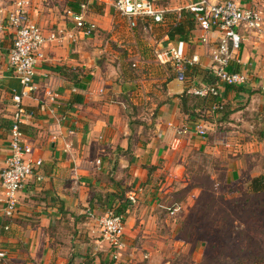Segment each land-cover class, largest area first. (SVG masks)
Wrapping results in <instances>:
<instances>
[{
  "label": "crops",
  "instance_id": "1",
  "mask_svg": "<svg viewBox=\"0 0 264 264\" xmlns=\"http://www.w3.org/2000/svg\"><path fill=\"white\" fill-rule=\"evenodd\" d=\"M12 1L0 0V171L9 156L11 94L21 89L8 64ZM192 1L159 0L168 11L165 22L139 20L131 28L109 0H29L31 21L44 36H56L42 48L36 90L23 98L20 125L32 158L41 161L42 180L26 182L12 219L0 203V250L6 253L0 264H175L170 253L178 242L167 208L187 185L186 156L210 159L213 172L224 171V185L238 183L244 170L252 174L246 187L261 175L251 161L255 152L264 154V35L241 31L238 69L249 74L248 83L218 86L217 97L197 96L195 89L215 83L211 54L220 34L201 29L192 17L187 39L169 38L178 11L188 13ZM257 1L239 0L256 8L264 23ZM77 12L94 24L90 35L71 20ZM177 42L187 58L198 57L182 82L165 56ZM120 204L127 206L121 213L125 247L115 260L88 213L99 217Z\"/></svg>",
  "mask_w": 264,
  "mask_h": 264
},
{
  "label": "built area",
  "instance_id": "2",
  "mask_svg": "<svg viewBox=\"0 0 264 264\" xmlns=\"http://www.w3.org/2000/svg\"><path fill=\"white\" fill-rule=\"evenodd\" d=\"M158 2L159 0H109L112 8L129 22L131 28H135L139 20L154 24L164 23L168 11L161 8ZM28 5L29 0H13L7 12L8 25L13 32V42L8 53V64L21 88L19 92L13 91L11 94L14 111L9 130V156L0 171L2 189L0 203L3 206V215L7 220L16 215L17 195L26 182L32 176H35L38 181L42 180L37 172L41 161L32 158V148L25 142L20 125L26 115L23 98L36 90L34 78L36 67L43 59L42 48L49 41L56 40L53 33L44 36L40 28L31 21L27 10ZM85 8L82 6V11ZM184 10L193 16L201 29L220 34L211 54L210 72L215 78V83L195 89L193 93L201 97H217L219 96L218 86H238L248 83L249 74L238 69L240 65L239 54L243 42L241 31H252L264 35L262 14L256 8L245 7L239 0H222L219 2L193 0ZM70 17L76 28L84 35H90L94 32V24L86 22L82 12L71 13ZM201 42L206 43L207 39L202 38ZM183 46V42H177L169 46L165 52V56L169 57L180 82L185 79V67L198 62L197 56L186 57ZM261 90L264 92V85ZM47 95L51 100L55 99L52 92H47ZM197 133L199 135L204 134L200 128H198ZM127 199L132 205L136 203L134 195L128 196ZM179 210V206L167 208V212L171 216ZM88 216L97 220L100 238L110 245L113 258L116 260L125 247L123 214L118 213L115 209H108L99 217L93 213H88ZM8 229L9 226L5 225L2 230L8 231ZM5 256L6 253L0 250V260L4 259Z\"/></svg>",
  "mask_w": 264,
  "mask_h": 264
},
{
  "label": "rangeland",
  "instance_id": "3",
  "mask_svg": "<svg viewBox=\"0 0 264 264\" xmlns=\"http://www.w3.org/2000/svg\"><path fill=\"white\" fill-rule=\"evenodd\" d=\"M256 3L259 7H261L262 13L264 15V0H258ZM240 141L248 142L251 140L245 139ZM262 153H264V149ZM187 157H189V160L188 162L186 160L184 163L186 169L185 172L188 175L187 185L184 187V189H180L175 192V196L172 197L173 200L168 206L169 208H173L175 206L180 207V210L174 215H168L170 223L173 224V241L178 242V249L170 253L171 261L175 264H200V261L202 258L204 259L205 256L207 257V260L211 259L213 262L215 260L224 261L226 258L220 257L219 255H224L227 257L225 254L228 256L231 254L225 251V242L218 238V234H222L224 236L226 235L224 234V228L227 226V223L219 221L215 224L213 223V220L208 219L209 217L201 218L203 213H200L196 216L193 215L195 219H188L190 210L194 207L196 198L200 193L198 187H196L198 181L194 176L200 168L204 171L203 176L205 174L212 175L215 173V178L210 180L213 182L212 187L210 186V190L211 192L216 193L217 198H221L226 202L234 197L238 198L245 194L249 188L248 186L246 187V183L249 182L252 174H250L249 170H244L241 172V178L238 183L224 185L221 180L223 179L222 174H224V171H221V173L213 172L211 170V166L214 164L210 162V159H205L201 155L197 156L192 152H190L186 158ZM251 163L253 164L252 167L255 168V173H264V154L261 155L259 151L255 152L253 154ZM217 201L220 202L219 199H217ZM223 205L226 208L228 204L225 203ZM235 206L237 207V205ZM217 209L218 208H215L214 210L216 211ZM233 226V228L229 227V232L232 234V239L235 238L236 227L241 226L240 221H238V223L234 224ZM212 246H215V248H212ZM230 259L231 261L233 260L231 257L228 260Z\"/></svg>",
  "mask_w": 264,
  "mask_h": 264
},
{
  "label": "trees",
  "instance_id": "4",
  "mask_svg": "<svg viewBox=\"0 0 264 264\" xmlns=\"http://www.w3.org/2000/svg\"><path fill=\"white\" fill-rule=\"evenodd\" d=\"M179 15L180 20L168 32L169 38L175 41L187 39L188 31L195 25L191 14L181 11ZM181 101L183 104V97ZM203 173L204 171L200 168L194 176L198 181L196 187L200 193L194 207L190 210L188 219H195L194 216L203 213L201 218L209 217L208 219L213 220L215 224L219 221L227 223L228 227L224 228L226 235L218 234V238L225 242V251L231 255L225 254L227 257L219 255L226 260L214 262L211 259L207 260L205 256L200 264H264V173L251 180L248 191L243 196L234 197L226 202L217 198L216 193L211 192L210 186L213 185L210 181L211 176L207 174L203 176ZM225 203L228 204L226 208L223 205ZM126 207L125 204L118 205L117 212L124 213ZM215 208L218 209L215 211ZM237 220L240 221L241 226L236 227L235 238L232 239L229 227L233 228V225L238 223ZM230 257L232 261L228 260Z\"/></svg>",
  "mask_w": 264,
  "mask_h": 264
}]
</instances>
